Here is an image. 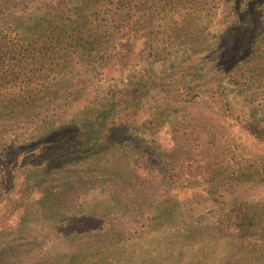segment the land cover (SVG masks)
Listing matches in <instances>:
<instances>
[{
	"label": "trees",
	"instance_id": "trees-1",
	"mask_svg": "<svg viewBox=\"0 0 264 264\" xmlns=\"http://www.w3.org/2000/svg\"><path fill=\"white\" fill-rule=\"evenodd\" d=\"M225 1L203 24L201 48L186 44L181 56L159 58L144 54L151 49L149 22L189 0H0V126L17 111L54 100L79 72H95L103 85L101 91L83 87L53 123L0 137V249L12 230L31 225L32 207L60 239L75 236L68 222H84L116 202L111 189L117 182L132 185L141 172L175 186L167 160L177 146L171 128L183 134L196 170L243 178L222 126L264 149V0ZM22 9L36 11L29 22L6 21ZM134 60L137 75L131 76ZM252 89L260 90L258 108L247 99ZM76 185L86 189L79 212L64 200ZM233 212L219 227L234 244L254 230L264 235L258 216ZM102 222L94 231H102ZM118 243L91 250L98 254ZM81 250L59 251V264H76L78 256L82 262L89 249Z\"/></svg>",
	"mask_w": 264,
	"mask_h": 264
},
{
	"label": "rangeland",
	"instance_id": "rangeland-1",
	"mask_svg": "<svg viewBox=\"0 0 264 264\" xmlns=\"http://www.w3.org/2000/svg\"><path fill=\"white\" fill-rule=\"evenodd\" d=\"M219 1L189 0L166 13L154 14L145 32L151 49L144 54L156 53L159 58L179 57L186 44L194 49L201 48V43H205L201 35L203 24L209 18H216L213 15L218 11ZM222 2L225 5L226 1ZM34 12L22 9L5 19L29 22L30 14ZM70 13L71 7L63 15ZM81 36L85 42L88 40L83 28ZM137 69L134 60L130 75H137ZM101 82L102 78L95 72H79L74 80L60 87L54 100L34 110L17 111L19 114L15 118L2 122L0 137L29 131L30 127H38L43 122L53 123L83 87L90 84L95 91H101ZM251 91L253 94H246L247 99L252 107L258 108L260 90ZM222 128L232 140L230 150L234 151V158L231 163H241L245 173L242 179L230 178L227 174L210 178L196 170L193 156L182 145L183 134L171 128L177 146L167 160L169 172L177 176L175 186L162 183L152 173L145 176L141 172L138 181L132 185L117 182L111 189L116 202H106V209L99 210L92 218L83 219L84 222H68L75 236L60 239L54 227L47 228L40 223L39 210L32 207L28 209L33 220L31 225L12 230L1 244L0 264H59V251L68 253L84 248L89 252L82 262L78 256L76 264H264V235L258 236V230L239 236L238 244H234L235 239L221 233L219 227L227 215L231 217L237 210L243 212L239 216H248L251 211L253 217L258 216L264 223V177H261L260 167V163L264 167V149L245 139L228 123ZM179 155L182 163L177 160ZM85 193L86 189L81 185L68 188L64 196L66 205L75 212L84 210L80 205ZM89 212L94 211L90 209ZM101 222L104 223L102 231H94ZM86 228H93L94 232H84ZM117 241L118 245L109 251L97 254L91 250ZM240 243L247 245L246 248L240 247Z\"/></svg>",
	"mask_w": 264,
	"mask_h": 264
}]
</instances>
